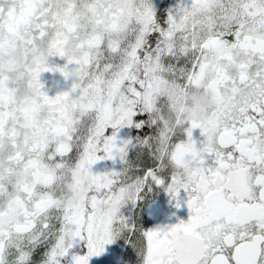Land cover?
I'll return each mask as SVG.
<instances>
[{
    "label": "snow or ice",
    "instance_id": "6c2138e0",
    "mask_svg": "<svg viewBox=\"0 0 264 264\" xmlns=\"http://www.w3.org/2000/svg\"><path fill=\"white\" fill-rule=\"evenodd\" d=\"M5 37L48 55L0 73V264H264V0H0ZM154 189L187 219L141 226Z\"/></svg>",
    "mask_w": 264,
    "mask_h": 264
},
{
    "label": "flooded vegetation",
    "instance_id": "af4514ba",
    "mask_svg": "<svg viewBox=\"0 0 264 264\" xmlns=\"http://www.w3.org/2000/svg\"><path fill=\"white\" fill-rule=\"evenodd\" d=\"M30 56V49L20 40L7 39V41L4 40L0 44V58H7L14 68V71L9 72L8 75L11 76V80L21 77L27 79L28 83L24 87L31 86V80L25 75L27 66L31 65L28 59ZM65 62L64 59L59 57L49 58V64L52 66H63ZM71 67L73 66L70 65L69 68ZM0 73L5 77L3 70H0ZM41 81L47 94L55 96L59 92L69 90L73 78L65 79L59 72H44L41 74ZM183 103L188 104L190 101L185 98ZM126 208L131 210L130 214H133L134 218L145 228L174 224L179 219L186 220L188 217L186 206L177 208L169 194L160 189H154L152 192L147 193L135 209H132L131 205L126 206Z\"/></svg>",
    "mask_w": 264,
    "mask_h": 264
},
{
    "label": "clouds",
    "instance_id": "9594fccd",
    "mask_svg": "<svg viewBox=\"0 0 264 264\" xmlns=\"http://www.w3.org/2000/svg\"><path fill=\"white\" fill-rule=\"evenodd\" d=\"M5 37V41H7ZM31 56L28 57L31 64L42 63L48 55V50L46 48H41L39 50H30ZM0 70H3L5 73V81L11 80V76L8 75L9 72L14 71V68L10 65L7 58H0ZM33 88L31 86H26L19 89V93L23 97H29L33 95ZM187 99L190 101L188 104H182L186 118H190L194 115L199 114L200 112L212 107L215 102L214 94L208 90H201L199 87H196L192 92L187 95L181 94V100Z\"/></svg>",
    "mask_w": 264,
    "mask_h": 264
}]
</instances>
